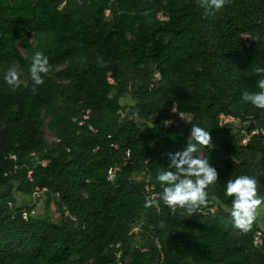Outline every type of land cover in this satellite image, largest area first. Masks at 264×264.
Listing matches in <instances>:
<instances>
[{"label": "trees", "instance_id": "obj_1", "mask_svg": "<svg viewBox=\"0 0 264 264\" xmlns=\"http://www.w3.org/2000/svg\"><path fill=\"white\" fill-rule=\"evenodd\" d=\"M37 51L49 65L33 91ZM13 65L16 91L3 79ZM256 68L264 0H226L214 16L199 0H0V264H264L262 218L241 233L225 194L249 175L264 197V110L242 100ZM192 124L212 136L197 155L218 172L215 210L144 208L147 177L161 193L156 176ZM16 193H38L45 216Z\"/></svg>", "mask_w": 264, "mask_h": 264}, {"label": "clouds", "instance_id": "obj_2", "mask_svg": "<svg viewBox=\"0 0 264 264\" xmlns=\"http://www.w3.org/2000/svg\"><path fill=\"white\" fill-rule=\"evenodd\" d=\"M226 0H199L202 7L206 8L207 14L214 16L225 5ZM99 66H104L102 58H98ZM49 60L42 52L37 51L31 60L29 76L35 86L44 83L43 75L48 72ZM255 73L260 78L256 81L257 91L242 93V100L257 109L264 110V68H256ZM5 83L12 91L21 87V76L15 65L9 67L3 77ZM174 111V110H173ZM184 118L182 115H180ZM187 121V120H186ZM189 122V121H188ZM212 136L209 131L192 124L187 143L182 150L168 152L167 170H159L156 180L161 186L158 197L147 198L144 208L156 207L162 201L173 215L179 213L181 216L191 217L196 214L202 206H207L208 189L214 186L218 180V172L212 167L209 160L197 155L202 149H212ZM256 178L249 175H240L235 179L228 180L226 184V196L231 198L229 209L233 227L241 233H248L264 197L258 193ZM164 228L163 223L160 224Z\"/></svg>", "mask_w": 264, "mask_h": 264}, {"label": "rangeland", "instance_id": "obj_3", "mask_svg": "<svg viewBox=\"0 0 264 264\" xmlns=\"http://www.w3.org/2000/svg\"><path fill=\"white\" fill-rule=\"evenodd\" d=\"M123 104H127V103H132L133 100L130 98V97H127L125 99H122L121 100ZM185 120L189 121L190 120V116H186ZM225 120V119H224ZM223 121V119H222ZM48 122V119L46 121V123ZM227 122L224 121V123ZM234 126H233V129L234 131L235 130H241L243 125L245 124L244 122L240 121V120H234L233 122ZM46 136L48 138L49 141H51L53 138H54V135L53 133L50 131V129L46 126ZM244 142L247 141V137L244 138L243 140ZM16 199H17V206H20L22 205L23 207H26V208H33V214L35 216H39V217H42V216H45V204L43 202V200L40 199L39 197V194H34V195H24V194H21V193H16ZM258 213V216L260 218H262V221H261V225L264 227V204H262L260 206V208L258 209L257 211ZM51 218L55 221H59L61 219V216L60 214L56 211V208L55 206H53V212L51 214ZM135 231L138 232V228H135ZM141 235L138 236V241H141Z\"/></svg>", "mask_w": 264, "mask_h": 264}, {"label": "built area", "instance_id": "obj_4", "mask_svg": "<svg viewBox=\"0 0 264 264\" xmlns=\"http://www.w3.org/2000/svg\"><path fill=\"white\" fill-rule=\"evenodd\" d=\"M245 38H246V39H251L250 35H245ZM156 76L159 77L158 74H156ZM180 115H182L184 118H182ZM179 116H180L182 119H184V120H185L186 116L189 117V115H188V114H185V113H180ZM85 117H87V116H85ZM222 119H223L222 122H224V121H226V120H227V121H234V120H236V119H235L234 117H232V116H223ZM224 119H225V120H224ZM80 123H82V122H80ZM247 140H248V138H247ZM118 170H120L119 167L116 168L115 170H113V171L110 173V175L108 176V178H109L110 180H113V179L116 177V172H117ZM145 191L147 192V196H148L149 198H150V197H153V198L158 197L159 194H160L159 192L154 191V185H152V184L149 182V178H148V177H147V179H146ZM215 208H216L215 205H214V206H205V207H203L200 211H201L202 213L205 214V213H208L209 211H214ZM25 216H26V215H25ZM263 235H264V231H263V229L258 230V231L256 232L255 236H254V243H255V244H259V243H261V242H262Z\"/></svg>", "mask_w": 264, "mask_h": 264}]
</instances>
